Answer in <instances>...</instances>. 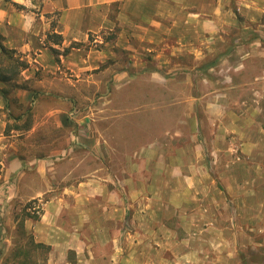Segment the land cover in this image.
Returning a JSON list of instances; mask_svg holds the SVG:
<instances>
[{"label": "rangeland", "instance_id": "obj_1", "mask_svg": "<svg viewBox=\"0 0 264 264\" xmlns=\"http://www.w3.org/2000/svg\"><path fill=\"white\" fill-rule=\"evenodd\" d=\"M259 21L197 38V56L205 55L190 61L188 77L132 76L128 90L109 94L111 71L86 72L84 98L62 117L94 124L81 139L72 121L66 142L27 135L44 96L22 93L21 73L20 87H4L11 108L0 113L10 143L0 152V264H264V14ZM240 35L258 44L238 50ZM94 37L85 52L99 49ZM17 153L66 156L54 160L51 189H28L44 185L27 174L32 184H9L1 171Z\"/></svg>", "mask_w": 264, "mask_h": 264}, {"label": "crops", "instance_id": "obj_2", "mask_svg": "<svg viewBox=\"0 0 264 264\" xmlns=\"http://www.w3.org/2000/svg\"><path fill=\"white\" fill-rule=\"evenodd\" d=\"M111 6L115 8L111 9ZM263 14L264 0H1L2 45L22 54L28 64L20 72L27 87L20 90L42 95L45 100L39 106L43 115L35 116L29 123L27 135L37 131L45 143L62 138L66 142L71 121L78 131L73 135L74 139L84 137L79 133L83 128H89L93 133L94 124L91 122L62 120L67 103L84 98L82 86L86 72L91 74L87 76L89 79L100 70L111 71L113 80L109 84V94L128 90L127 83L132 76L150 79L188 77L194 68L193 65L189 67L190 61L194 63L205 55L197 56V38L212 37L229 22L236 23L243 30L249 27L247 22L257 20L259 28ZM261 26L264 27V23ZM113 31L115 36H109ZM90 36H98L101 44L99 49L89 48L85 52L81 46L89 43ZM242 36L236 38L238 50L240 46L258 44L257 41H246ZM43 37L47 38V44L42 43ZM120 49L124 50L126 57L116 68ZM248 55V52L241 54V61ZM104 64L106 66L100 69ZM3 87L5 84L0 82V89ZM21 94L17 92L16 95ZM36 101L35 97L29 106L35 109L39 105ZM123 103L126 106L127 101ZM10 108L7 99L0 94V113ZM127 115L129 117L127 112L122 114L123 120L128 119ZM14 121L18 124L21 120ZM5 125L6 121L0 116V152L10 148ZM50 127L59 132L53 135ZM65 157L34 154L24 159L18 153L11 154L1 175L10 179L13 188L32 184L23 175H35L39 184L44 186L27 188L36 192L47 191L52 188L50 178L56 173L54 160L62 161ZM47 227L55 225L49 222ZM48 238L44 235L43 241L55 244Z\"/></svg>", "mask_w": 264, "mask_h": 264}, {"label": "trees", "instance_id": "obj_3", "mask_svg": "<svg viewBox=\"0 0 264 264\" xmlns=\"http://www.w3.org/2000/svg\"><path fill=\"white\" fill-rule=\"evenodd\" d=\"M27 66V62L20 57V54L14 49H8L2 45L0 36V82L5 84V87L12 88L20 87L16 80L20 70ZM8 88H1L0 94L6 97ZM35 247H44L41 243H35Z\"/></svg>", "mask_w": 264, "mask_h": 264}]
</instances>
